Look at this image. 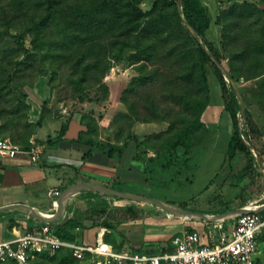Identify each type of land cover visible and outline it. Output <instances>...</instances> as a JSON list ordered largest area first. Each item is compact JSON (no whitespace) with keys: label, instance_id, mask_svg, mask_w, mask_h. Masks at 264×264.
<instances>
[{"label":"rangeland","instance_id":"374dc122","mask_svg":"<svg viewBox=\"0 0 264 264\" xmlns=\"http://www.w3.org/2000/svg\"><path fill=\"white\" fill-rule=\"evenodd\" d=\"M98 1L100 0H90L85 7L74 6L62 17L58 14L48 27L47 35V41L49 43L56 42V44H48L41 50L34 48L30 34L26 35L24 46L13 35L22 31L23 24H9L4 17H0V32H4L7 27L12 32V34H0V75L12 73L14 63L17 60L26 59L28 51L33 52L35 55V61L32 63L34 64L33 67H39L40 70H23L17 84L25 83V88L28 91V89L35 86L40 76H46L48 79L47 84L51 89V96L47 100L49 109L45 110L46 116L70 119V121L75 119L80 123L78 138L81 141L93 139L95 148L98 150L109 151L112 148L114 152H117L124 145L123 143L126 142L130 133L134 137L142 139L149 133L166 131L170 125L169 120L143 121L135 119L137 113L151 115V109H146L145 106L152 108L158 105L163 112L174 115L173 118H176L177 121L176 129L190 123L195 118V110L189 101L194 98L193 96L196 93L197 80L189 77L188 61L179 55L167 54L169 45L164 44L161 39H157L158 50L147 62L145 68V72L151 75L153 80L150 83L136 86L135 91L129 95V104L126 103L123 94L131 80L141 72L137 66L130 63L125 53L120 50L121 44L119 41L122 33L120 25L115 23L112 30L104 31L102 29L94 33L92 37L86 38L85 41L84 36H76V33L81 32V26H84L82 24L83 15H85L86 20L91 18L92 14L89 10L95 9ZM154 1L143 0L141 6L148 10L153 6ZM237 2H251L264 9V0H213L208 1L206 4L209 9L211 25L205 32V38L220 49L226 63L229 61L230 54L222 48L220 40L227 19L225 18V21L221 22L219 17L225 9ZM20 4V0H0V10L4 8L14 9L19 7ZM30 5L39 14L47 13L45 6L39 3L33 2ZM251 19L249 20L248 15L245 18L235 16L236 25L233 27L234 32L232 31L235 37H233V41L231 40L233 42L231 47L234 51L247 50L248 41L251 42L252 38L256 36L255 26L251 29ZM28 63L31 62L28 61ZM243 64L248 66V56L243 59ZM33 67L32 69H34ZM208 70L213 88L217 81H215V76L212 74L214 66L211 63H208ZM81 76L85 77L86 82H79ZM263 81L264 77L250 80L240 78L239 81L235 82L245 97L246 109H248L251 117L249 129L252 126V130H248V134L252 137L251 139L248 137V140L258 146V148L255 146V149L258 153L261 152L262 155L260 153L259 155L264 165V138L260 137L262 132L260 124L256 121L258 118L255 116L258 108H262L261 106L264 105V88L261 87ZM102 83L105 84L103 88L99 87ZM91 97L93 99L99 98V100H91ZM228 98H233L230 92ZM134 104L137 107L133 106L132 108L131 105ZM4 106H7V109L10 107L8 102H0V108ZM12 119L16 123L24 120L19 115H12L7 112L0 118V125ZM0 135L10 142L20 141L25 143L26 141L25 137L18 139L17 133L15 134V140H13L11 131H0ZM166 137L167 135L164 133L161 137H155L153 144L158 148L161 147L165 143ZM193 138L195 144H197L196 147L200 151L207 149L214 153L216 163L213 171L198 177L190 161H187L184 157L178 160V157L170 150L168 152L170 156L167 155L171 157L172 162H168V164L177 166L181 169L180 173L187 171V181L184 179L186 176L183 175L181 178L182 183L187 184V186H183V189L192 191L199 189L200 191L197 196L184 198L181 203L166 202L186 206V208L192 207L194 210L202 208L203 210L212 209L214 212L221 210L225 212L246 206L264 193V172L261 170L259 161L255 158L252 149L251 155L238 150L236 156L230 158L227 151L223 150V140L219 141L215 149L214 145H216L217 140H214V135L204 128L195 129ZM148 152L155 154L154 149H149ZM167 161H169L168 157ZM178 188L181 189L182 187L178 186ZM85 193L90 192H80L77 197H81ZM177 194H180L179 189ZM117 199H123L124 202L116 204L110 211L108 218L118 222L141 218L143 215L148 214L154 217L151 220L153 224L162 223L159 218H165V223H182L184 228L177 231L172 237L195 228L207 232L215 223V221L198 217L170 214L166 210L158 209L155 206L147 207L144 203L134 200ZM86 202L90 204L93 201L87 200ZM156 217H158V220H155ZM231 219L228 218L226 222ZM217 228L219 227L217 226ZM82 231L78 227L73 229V233L76 234L74 241L79 239V236L83 233ZM172 243L176 245L175 239L172 240ZM67 254H69L68 250L52 254H36L34 262L36 264H56V261ZM91 263H93L92 260L81 262V264ZM261 264H264V245L261 251Z\"/></svg>","mask_w":264,"mask_h":264},{"label":"trees","instance_id":"16d2710c","mask_svg":"<svg viewBox=\"0 0 264 264\" xmlns=\"http://www.w3.org/2000/svg\"><path fill=\"white\" fill-rule=\"evenodd\" d=\"M90 0H20L19 7L14 9H1L0 17H4L9 24L21 23L22 31L15 34L18 38V42L24 46L25 37L29 35L32 37L31 42L36 49H43L48 44L55 45L53 42L47 41L48 27L58 14L60 17L65 16V13L74 8V6L85 7ZM143 0H100L96 3L95 9L89 10L92 14L91 18L86 20L83 15L84 26H81V32L76 33L77 37L90 38L94 33L104 29V31H110L113 29V25L118 23L122 28L120 39V50L125 53V56L131 64L138 67L140 74L135 76L130 84L127 86L123 98L127 104H129V95L135 91L136 86L141 84L150 83L153 79L152 76L145 72L147 62L151 60L152 56L158 50V41L161 39L164 44L169 45L167 54L179 55L181 58L188 61L189 77L197 80V90L194 98L189 101L192 108L195 110V118L182 125L179 129H176L177 121L173 118L174 115L163 112L158 105L146 109H151V115H143L141 113L135 114V119L149 121L154 119L169 120L170 125L164 132H154L147 134L144 138L139 139L134 137L130 133L126 142L119 148L117 152L111 148L109 151H104L109 156L121 157L125 146L130 140H135L137 144L138 159L147 161H157L159 159L167 157L169 163L172 162L168 152L172 150L174 155L179 159V153H183L184 158L187 161L191 160L194 148L197 146L193 138V132L195 129L204 128L207 132H210L209 127L204 122L202 116L207 106L211 101V87H210V72L208 70V63L214 66V74L221 85L223 98L225 101L226 109L229 110L233 119L234 131L229 140L227 149V155L232 158L235 157L238 150L245 151L251 155L252 150L248 144L244 141V138L240 131L239 112L241 110L240 100L232 86L227 80L225 71L219 65V63L208 53L203 43L193 35L192 31L186 25L181 11L179 9L178 0H155L153 6L146 10L141 6ZM39 3L45 6L47 10L46 14H39L33 10L31 3ZM183 12L186 19L197 29L205 44L213 52L218 61L226 68L230 73L234 81H239L240 78L250 80L253 78L264 77V9L259 8L256 4L251 2L234 3L228 9H225L220 14L221 22L224 23L223 35L221 37L222 48L229 52L230 57L227 63L223 58L220 49L212 42L205 38V32L211 25V19L209 15V9L203 0H182ZM168 12V13H167ZM248 15L251 21V29L255 26L256 36L252 38L251 42L248 41V48L245 51H234L231 47L233 45L232 33L234 32V25H236L235 16L245 18ZM172 20V22H170ZM6 31V32H5ZM166 32V34H164ZM6 34H12L11 30L7 27L4 29ZM74 36V35H73ZM69 37V36H68ZM232 40V41H231ZM27 57L24 60H17L13 66V72L0 75V102H8L10 107L4 106L0 108V118L9 112L12 115H19L23 122L16 123L14 119L11 121L1 123V132H12V138L21 139L25 137L26 141H11L22 143L25 147L30 146V138L36 129L43 124V119H46L45 110L48 108V103L45 101L42 105L41 117L37 122L31 120L30 110L31 103L28 101V91L26 90V84H17L20 81L21 72L23 70H40L39 67H33L35 61V55L33 52L28 51ZM46 54V53H45ZM248 56V66L243 64V59ZM26 61V62H25ZM28 61L31 63L29 64ZM32 67L34 69H32ZM41 73V71H39ZM79 82H86L85 77L81 76ZM17 84V85H16ZM105 84L102 83L99 87L103 88ZM261 87L264 88V81L261 83ZM232 94L233 98H228V93ZM92 98V97H91ZM99 100V98L91 99ZM132 108L137 107L136 104L131 105ZM130 106V107H131ZM264 111V105L261 106ZM135 109V108H134ZM246 125L243 130V134L246 139H251V135L248 134V130H252V126L249 129L250 115L248 109L245 112ZM70 119H67L61 127L59 136L62 137L68 130ZM261 130V127H260ZM16 132V133H15ZM262 132V131H261ZM167 135L165 143L161 147H157L153 144L155 137H161ZM3 138V136L0 135ZM80 140V138H78ZM51 141V139H50ZM81 141V140H80ZM91 146V148L84 153V158L89 157L95 150L93 139L82 141ZM253 146H258L251 142ZM154 149L155 154L148 156V150ZM259 151V149H258ZM261 154V152L259 151ZM169 156H168V155ZM262 155V154H261ZM169 165V164H168ZM177 166L174 167V171H180ZM115 187V186H114ZM118 188V187H117ZM122 189V188H120ZM263 200L264 193L260 195ZM257 203V202H256ZM256 203H248L247 205H255ZM186 207V206H184ZM107 212V206L102 210V214ZM106 224L113 225L109 221L105 220ZM81 222L75 216V214L69 218L65 223L56 225V232L63 239L74 241L76 234L73 233V229L78 227ZM97 224V223H96ZM176 236V235H175ZM174 236V237H175ZM173 237V239H174ZM105 238L108 235L105 234ZM116 248H122V244H115ZM131 248V247H128ZM68 250L69 254L63 256L56 264H81L82 261H91L90 254L85 258H78L74 255L71 248H60L56 252ZM93 262V261H92ZM0 264H17L13 259L0 261ZM91 264H95L94 262ZM165 264V263H164ZM261 264V260L259 262Z\"/></svg>","mask_w":264,"mask_h":264},{"label":"crops","instance_id":"0c3cea01","mask_svg":"<svg viewBox=\"0 0 264 264\" xmlns=\"http://www.w3.org/2000/svg\"><path fill=\"white\" fill-rule=\"evenodd\" d=\"M203 1L207 4L208 1L213 0ZM216 78L215 76L217 82L212 88L210 76L211 101L202 118L214 135V140H217L214 148L216 149L219 141L223 140V150L226 152L233 130V119L229 110L226 109L222 88ZM47 80V77L42 75L35 86L28 89V100L32 106L30 116L34 122L41 117L42 105L51 96ZM255 116L258 118L256 121L260 124L262 131L260 137L264 138V111L258 108ZM66 120L51 117L43 119V124L33 135L40 150L37 160H32L27 155L0 158V206L14 201H23L41 210L55 212L57 207L53 200L56 196L49 194L50 189L58 188L63 192L69 185L88 181L178 203L183 202L184 198L197 196L199 193V189L193 191L183 189V186L187 184L182 183L181 178L184 175L187 181V171L175 172V165H168L165 158L157 161L138 159L137 144L134 139L125 146L121 157L109 156L104 151L96 149L89 157L84 158V153L91 146L78 139L80 131L78 121L72 119L67 132L62 137L59 136L62 124ZM210 143L213 145L212 142ZM197 149L199 148H194L190 163L197 176L201 177L213 171L216 159L211 151ZM152 155H154L153 152L148 153V156ZM179 156L178 160L184 157L183 153H179ZM176 188L180 191L179 195ZM84 191L90 193L77 197L79 192L74 201H72L74 197L72 195L67 202L70 217L75 214L81 222L78 228L83 230L76 242L93 244L96 242L98 231L105 228L107 240L114 245L122 244L123 247L140 250L149 249L156 253L175 249L172 236L184 228L182 223H165V218H159L162 223L153 224L151 220L154 217L148 214L141 218L115 222L114 219L108 218L109 213L116 204L124 202L123 199H117L122 197H113L93 190ZM258 198L249 203H256ZM87 200L93 202L87 204ZM105 206H107V212L102 214ZM197 209L209 214L224 212L223 210L214 212L212 209ZM105 220L113 225L106 224ZM155 220H158V217ZM42 222L21 209L9 210L0 215V241L15 237L17 230L26 231L40 227Z\"/></svg>","mask_w":264,"mask_h":264},{"label":"built area","instance_id":"2783aa9c","mask_svg":"<svg viewBox=\"0 0 264 264\" xmlns=\"http://www.w3.org/2000/svg\"><path fill=\"white\" fill-rule=\"evenodd\" d=\"M19 155H27L32 160L39 158L40 150L34 136L30 138L29 147L0 137V158ZM61 192L58 188L49 190V194L56 197ZM263 204L264 197L252 206L257 210L238 213L227 222L228 218L215 221L207 232L198 228L187 230L174 238L173 251L159 253L149 249L116 248L105 238V228L98 231L93 244L69 241L56 232L55 223L42 222L40 227L17 230L15 237L1 240L0 261L13 259L17 264H36V254L71 248L78 258L90 254L95 264H259L264 245V209H260Z\"/></svg>","mask_w":264,"mask_h":264},{"label":"water","instance_id":"95a60500","mask_svg":"<svg viewBox=\"0 0 264 264\" xmlns=\"http://www.w3.org/2000/svg\"><path fill=\"white\" fill-rule=\"evenodd\" d=\"M179 4V9L181 11V15L186 23V25L189 27V29L192 31L193 35L199 38V40L203 43L204 47L208 51V53L219 63V65L223 68L226 74L227 80L232 84L240 102H241V110L239 112V117H240V125H241V134L244 138V141L248 144V146L253 150V154L255 158L259 161V165L261 170L264 172V165L261 160V157L253 144L245 138L243 134L244 127L246 125V117H245V112H246V100L240 89L238 88L236 82L230 75V73L226 70V68L216 59L214 56L213 52L209 49V47L205 44L203 41L202 37L200 36L199 32L197 29L186 19L184 12H183V3L182 0H178ZM84 190H93V191H98L103 194H107L113 197H122L130 200H134L137 202H142L144 203L147 207H157L158 209H163L166 210L170 214H177L181 216H187V217H198L202 218L208 221H218L225 219L226 217L229 216L230 212L237 211L238 213H243V212H250V211H255L257 210L256 208L253 207H247L243 206L235 210H229L217 214H209L205 213L200 210H194L190 208H186L183 206H180L178 204L174 203H169L166 202L162 199L149 196V195H144L140 193H136L133 191H128L124 189H120L114 186H110L107 184L99 183V182H93V181H88V182H79V183H74L72 185L67 186L63 192L58 197L57 201V208L55 212H47L44 210L39 209L38 207H35L33 205H30L26 202L23 201H14L11 203L4 204L0 206V215H3L9 210L13 209H21L25 211L28 215L33 216L43 222H53L56 225L65 223L70 215L67 211V202L70 199V197L74 194H77L81 191ZM260 209H264V204L260 207Z\"/></svg>","mask_w":264,"mask_h":264},{"label":"bare ground","instance_id":"6f19581e","mask_svg":"<svg viewBox=\"0 0 264 264\" xmlns=\"http://www.w3.org/2000/svg\"><path fill=\"white\" fill-rule=\"evenodd\" d=\"M75 198H76V194H74V197H72V201H74ZM246 206H247V207H252V206H254V205L249 204V205H246ZM237 211H238V210H237ZM237 211L230 212V213H229V216L226 217V218L233 217V216L237 215Z\"/></svg>","mask_w":264,"mask_h":264}]
</instances>
